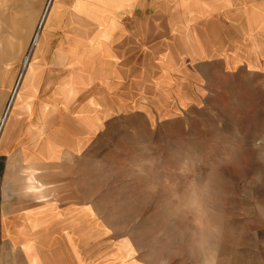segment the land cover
<instances>
[{
    "label": "rangeland",
    "instance_id": "obj_1",
    "mask_svg": "<svg viewBox=\"0 0 264 264\" xmlns=\"http://www.w3.org/2000/svg\"><path fill=\"white\" fill-rule=\"evenodd\" d=\"M185 18L160 0H0V139L15 110L69 121V135H50L73 150V168L62 174L92 195L110 262L198 264L183 225L169 219L165 194L149 191L132 162L168 161L238 129L244 159L222 170L227 230L216 261L264 264V74L217 57L215 21L175 26ZM47 139L23 140L37 152ZM11 159L32 162L20 151ZM31 168L29 185L43 175ZM168 174L179 181L171 163ZM15 261L0 239V264Z\"/></svg>",
    "mask_w": 264,
    "mask_h": 264
},
{
    "label": "crops",
    "instance_id": "obj_2",
    "mask_svg": "<svg viewBox=\"0 0 264 264\" xmlns=\"http://www.w3.org/2000/svg\"><path fill=\"white\" fill-rule=\"evenodd\" d=\"M160 4H171L186 16L180 24L171 21V27L215 21L217 42L222 44L217 57L227 58L232 67L247 65L264 74V0H160ZM54 20L55 16L49 23ZM36 83L41 82L32 84ZM23 98L20 94L18 100ZM62 123L45 116L30 119L18 110L8 118L0 139V239L16 258L14 264H112L94 199L84 195L85 190L78 191L68 175L73 150L50 135H69L72 126ZM36 133L48 136L37 152L23 140ZM18 151L32 162L12 161ZM33 166L43 175L29 185L23 178ZM32 186H42V191L34 193ZM52 188L58 193L50 196L46 192Z\"/></svg>",
    "mask_w": 264,
    "mask_h": 264
},
{
    "label": "clouds",
    "instance_id": "obj_3",
    "mask_svg": "<svg viewBox=\"0 0 264 264\" xmlns=\"http://www.w3.org/2000/svg\"><path fill=\"white\" fill-rule=\"evenodd\" d=\"M243 159V143L237 129L231 136L182 148L168 161L143 156L132 162L136 175L147 181L149 191L165 194L169 219L183 225L184 247L198 259V264H217L216 256L227 230L222 170L238 168ZM169 163L175 166L179 181L169 176ZM162 264H168L167 260Z\"/></svg>",
    "mask_w": 264,
    "mask_h": 264
},
{
    "label": "bare ground",
    "instance_id": "obj_4",
    "mask_svg": "<svg viewBox=\"0 0 264 264\" xmlns=\"http://www.w3.org/2000/svg\"><path fill=\"white\" fill-rule=\"evenodd\" d=\"M53 5V4H52ZM51 10V9H50ZM50 13H51V11H50ZM44 16V15H43ZM42 20H44V17H43V19ZM46 21H47V19H46ZM42 26V25H41ZM47 26H48V24H47ZM46 26V27H47ZM44 28V27H43ZM34 46L35 45H38L39 44V37L38 36H36L35 38H34ZM29 58V57H28ZM26 59V63L29 61V59ZM33 72H34V70H33ZM23 78V77H22ZM22 81V79L20 80V82ZM18 88V87H17ZM12 97V96H11ZM8 113V112H7ZM5 119V118H4ZM3 122V121H2ZM5 120H4V122L2 123V127H1V129H0V134L2 133V128H3V126H4V124H5Z\"/></svg>",
    "mask_w": 264,
    "mask_h": 264
}]
</instances>
